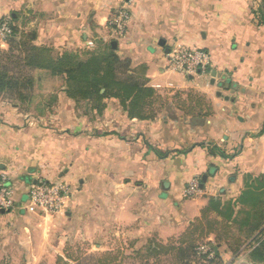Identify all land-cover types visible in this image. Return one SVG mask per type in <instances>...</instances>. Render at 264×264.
<instances>
[{"label":"crops","instance_id":"0c3cea01","mask_svg":"<svg viewBox=\"0 0 264 264\" xmlns=\"http://www.w3.org/2000/svg\"><path fill=\"white\" fill-rule=\"evenodd\" d=\"M123 2L0 0V17L16 13L35 44L56 53L112 44L133 68L145 69L165 103L154 119L140 120L109 99L90 122L78 117L64 93L56 113L43 116L21 112L0 95V172L17 204L0 214V264L68 259L72 239L64 234L73 231L78 210L79 236L110 251L128 236L140 243L183 234L211 200L264 193V25L256 17L263 0H136L127 36L112 41L108 20ZM174 44L207 49L210 73L171 71L167 53ZM35 74L49 82L57 77ZM188 91L201 94L211 114H188L186 94L175 98ZM204 175L201 193L185 198L189 180L199 176L202 183ZM40 180L68 184L65 212L51 215L28 205V191Z\"/></svg>","mask_w":264,"mask_h":264},{"label":"trees","instance_id":"16d2710c","mask_svg":"<svg viewBox=\"0 0 264 264\" xmlns=\"http://www.w3.org/2000/svg\"><path fill=\"white\" fill-rule=\"evenodd\" d=\"M259 11V22L264 25V0ZM12 23L11 21L13 33L6 42L9 48H0V94H16L21 102L28 104L32 98L30 91L34 87V76L28 72L39 71L50 73L52 76L62 75L65 79L66 95L76 103H89L91 110L97 115H102L107 109L109 99L118 100L129 118L140 120L154 119L158 113L156 106L164 107V97L149 84L145 69L133 68L131 60L120 57L112 44L108 46V52H93L83 59L76 53H56L52 47L36 45L30 36L23 33L19 34V39L16 38L20 32ZM26 90H29V95L25 93ZM182 94L187 96L188 106L183 104L182 107L188 114L197 113L205 117L211 114V106L203 100L201 94L193 91L177 92L175 98ZM210 204L219 205V202L211 200ZM208 206L201 210L200 219L201 224L208 225L207 229L198 228L202 229L201 233L204 230V235L215 232L214 225L218 223L208 217ZM261 244H264V237L260 239L259 245ZM198 246L195 245L193 236L187 240L181 239L178 245H165L150 238L145 249L149 256L173 254L179 264H186L191 262L194 254L197 256ZM253 252L259 254V249L256 248ZM221 258L219 251L209 262H216ZM73 263L79 264V261L73 260ZM73 263L65 257H59L56 264ZM99 264L106 262L101 260Z\"/></svg>","mask_w":264,"mask_h":264},{"label":"rangeland","instance_id":"374dc122","mask_svg":"<svg viewBox=\"0 0 264 264\" xmlns=\"http://www.w3.org/2000/svg\"><path fill=\"white\" fill-rule=\"evenodd\" d=\"M260 9L261 8L258 9L256 15L258 20L261 19L259 15ZM6 17L10 18L13 22L12 24L20 32L16 35V38L19 39V34L23 33L30 36L35 44L31 36L32 34L19 27L20 23H18V15L16 13L3 15V17H0V23ZM5 45V47L0 45V48L8 49L9 46L7 43ZM99 45L100 47L96 50L85 51L78 54V56L84 59L93 52H108L107 48L110 46V43L101 44L100 42ZM28 73L34 76V87L30 91L32 97L31 101L26 104L21 102L16 94L1 93L0 95L3 100H5V103L17 105L21 112H34L39 116H43L48 112L53 114L56 113L60 99L58 98L59 94L64 93L66 95L64 77L58 75L57 77H52L54 81L52 80V82H49L50 80H46L42 75H36L34 71ZM25 93L29 95V90H26ZM70 106L76 111L78 117L79 114H84L90 122L93 117L95 118V115H97L91 110V105L87 102L82 101L80 104L74 102L72 105L70 104ZM156 108L158 113L162 110L159 105H157ZM38 124L43 125V122L39 120ZM74 135L79 136V130H74ZM248 191L247 193H239L236 197L228 198L220 202L219 205L210 204V202L207 204L210 208L208 217L211 221L218 222L214 225L215 232L204 235V230L203 233H201L202 229H198L201 227L207 229L208 226L205 223L201 224V213L200 217L196 218L183 234L173 237L167 242H163L158 238L153 239L165 245H178L181 239L187 240L193 236L196 246L208 244L213 247L214 250L215 248H220L219 251L222 254L221 260L209 262V259L194 254L190 259L191 262H187L186 264H264V244L259 245L260 239L264 237V193L254 192V194H249ZM246 194L249 196H246ZM90 204H92V202ZM84 217L91 221V217L87 215ZM75 223L76 225L73 231H68L69 233L64 234L65 236H71L72 239L64 251L65 256L69 257L68 261H70V263H73V260H77L79 264H99L101 260H104L106 264H179L173 254L162 253L157 257L147 255L145 245L149 239L139 243V239L133 236H128L126 242L122 244H119L120 242L117 240L114 241L110 251L94 249L90 241L85 240L86 236L82 238L81 235L79 236V210L75 217ZM109 234L110 233L105 232L102 238L108 237ZM116 237L117 236H114L113 238ZM101 244L104 243L100 241L99 245ZM256 248L259 249V254L253 252Z\"/></svg>","mask_w":264,"mask_h":264},{"label":"built area","instance_id":"2783aa9c","mask_svg":"<svg viewBox=\"0 0 264 264\" xmlns=\"http://www.w3.org/2000/svg\"><path fill=\"white\" fill-rule=\"evenodd\" d=\"M136 0H124L115 7L109 17L108 27L112 41L121 40L127 36L131 20L130 5ZM11 20L4 18L0 23V45H5L12 36ZM168 68L171 71L185 75L208 74L211 71L212 58L207 49L200 47L174 44L167 53ZM201 193L199 176L192 177L184 188L185 198ZM70 189L64 181L40 180L33 184L28 192V205L42 213L60 215L65 212L69 199ZM14 189L6 175L0 172V214L10 212L16 208ZM197 256L212 259L216 252L208 244L199 245L196 249Z\"/></svg>","mask_w":264,"mask_h":264},{"label":"water","instance_id":"95a60500","mask_svg":"<svg viewBox=\"0 0 264 264\" xmlns=\"http://www.w3.org/2000/svg\"><path fill=\"white\" fill-rule=\"evenodd\" d=\"M115 43L113 42V45H114ZM160 45L161 46H164L165 45V40H162L161 42H160ZM207 175H204L203 177H202V183H201V187H203L204 186V183H206L207 182ZM164 188L165 189H167V187L166 186H164ZM4 212V211H3Z\"/></svg>","mask_w":264,"mask_h":264}]
</instances>
